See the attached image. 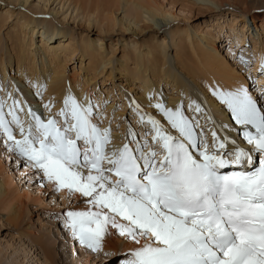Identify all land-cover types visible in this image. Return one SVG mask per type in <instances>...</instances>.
Segmentation results:
<instances>
[{
    "label": "snow or ice",
    "instance_id": "1",
    "mask_svg": "<svg viewBox=\"0 0 264 264\" xmlns=\"http://www.w3.org/2000/svg\"><path fill=\"white\" fill-rule=\"evenodd\" d=\"M214 95L243 126L251 148L236 147L216 130L209 142L198 118L158 102L153 107L169 127L140 115L151 141L146 131L143 143L109 151L110 129L93 122L90 100L80 103L71 94L57 113L59 124L29 110L25 128L15 101L10 121L0 104V133L41 186L46 180L55 192L88 198V210L67 211L64 224L92 252L102 250L111 227L139 245L125 264H264V109L243 86Z\"/></svg>",
    "mask_w": 264,
    "mask_h": 264
},
{
    "label": "bare ground",
    "instance_id": "2",
    "mask_svg": "<svg viewBox=\"0 0 264 264\" xmlns=\"http://www.w3.org/2000/svg\"><path fill=\"white\" fill-rule=\"evenodd\" d=\"M84 1L0 0V81L6 82L3 86H0V104L3 105L2 110L7 120L12 119L7 113L15 101V113L25 128L31 122L28 112L30 109L35 108L40 109L45 122L52 118L56 119L59 124L63 118L58 116L57 113L64 107L65 98L71 94L80 103L90 100L93 113L98 112L100 102L103 111H99L98 115L93 116V122L101 129L107 128L104 122V124L98 122L97 116L103 115L100 119L102 120L111 111L112 116L118 115L117 118H120L124 111H117L118 108L116 107L118 106L115 105L114 97L115 103L109 104L108 94L110 93L105 90L106 94L104 95L103 92L97 91V85L95 84L98 82L97 79L101 78L105 86V81L118 80L119 78L115 76L116 73H119L121 76L119 80L124 79L126 90L125 92L119 91L122 101L120 100L121 102L118 103L117 100V103L123 106L125 102L130 103L127 111L135 114L138 123L140 122V116L137 114L136 109L141 111V115H152L155 119L160 120L165 128H168L169 126L162 113L153 107L160 102L166 108L173 110L179 106L186 115L194 119L198 118L199 124L204 126L209 142H211V132L213 130L218 131L221 136L228 135L230 139L235 140L236 147H238L239 142L245 141L243 126L235 123L230 110L214 95V92L234 91L237 87L243 86L255 99L262 88L264 91V70H262V66H264L263 0L247 6L232 5L223 1L196 0L199 5L201 3L202 5L204 3L210 4L212 11L217 13V16L228 14V16L236 17L238 21L237 24L234 23L235 27L248 21L253 29L257 30L258 33L255 35L259 41L257 43L258 47L253 45L252 51H248L242 47L246 41L244 39H248L247 34L251 35L249 26H242L239 33L236 32L237 28L232 29L240 37L236 40L240 56L238 59H236L237 57L233 59L230 54L232 60L230 62L223 61L213 41L202 40L201 45L195 43L197 36L206 35L208 30L206 32L198 31L194 34L195 36H192L190 28L179 26L186 25V20L172 13L164 12L163 6L158 5L154 0H116L118 10L124 14L123 18L118 21L113 15L115 11L109 16L104 15V10L101 12L95 10L97 8L90 11V4ZM224 7L227 9L233 8L234 10L221 12ZM100 13H103V15L100 16ZM256 22L260 23L261 26L257 28L254 24ZM116 28L121 30L124 28L125 32L132 33L133 38L138 35L142 36L147 32V35L152 33L149 41H158L162 37L163 39L155 46L153 44L142 48L136 44L134 47L130 46V50L127 52L122 51L123 57L116 60L113 59L111 51L107 52L104 47L102 48L106 45L104 42H117V40L112 41ZM39 30H41L40 34L43 33L42 35L50 39L49 42L56 40V38H59V41L56 42V45L44 44L41 38L36 41L38 38L36 33ZM76 31H80V33H76ZM81 32L91 34L93 40L90 41V36L87 34L83 36ZM206 36L211 38L209 35ZM147 41L148 39L142 40L143 43H148ZM170 43L174 46L172 48H175L173 54ZM202 45H206V47ZM64 46L69 47L67 51H63L64 53L62 51L55 52V50L57 51ZM233 53L234 56L235 52ZM77 57L80 58L78 70L73 69L72 73L68 74L65 71L67 64L76 60ZM124 57L126 59H123ZM241 57L243 60H241ZM117 62L121 63L119 69H116L114 65ZM246 62L253 65L252 70L256 73L255 76H251L252 73L247 68L249 64ZM259 73L261 76H257ZM247 80L249 82L253 81L247 83ZM252 82L255 83V86L250 90L249 84ZM119 87H121L120 84ZM14 93H16V96H14ZM21 100H23V103H19L22 102ZM131 104L136 105V108L130 107ZM137 105H139V108H137ZM196 105L200 106V112L194 111ZM149 112L150 114H148ZM33 113L35 114V112ZM214 118L218 121L217 123ZM122 122V126L118 130H112V128L110 130L109 151L120 145L122 139L133 142L135 140L133 128L124 125V121ZM144 124L148 127V135H151V126L146 122ZM222 125H228V127L224 128ZM10 126L16 138H21L16 125L12 124ZM123 127H125V130ZM199 130L198 128L197 131ZM249 130L255 131L251 128ZM139 137H141V134ZM147 140L149 139L147 138ZM149 141H151V138ZM12 160L14 161L12 152H9L7 145H4V142L1 141L0 210L7 211L13 219L19 220L22 216L28 214L26 201L34 203L40 201V198H30V193L26 190L19 195L20 191L14 187L17 186L16 179L17 181L27 182L28 190L34 186V183H37V187L33 188L37 191L34 194H43V196L50 194L53 202L54 199L58 198L60 202L57 206L60 208H63L64 202L63 209L73 207L71 210L85 211L90 207L87 203L88 198L81 197L78 193L69 196L67 190L55 192L52 184L46 180L43 182L45 185L41 186L34 174L35 171L27 166L14 164L11 170L7 169L6 163ZM15 161L19 162L18 159H15ZM15 197L17 198L13 203ZM80 201L84 202V206L75 208V205ZM71 210H65L63 213ZM61 217L63 216L61 215ZM62 220H64V217ZM62 220L60 221L65 226ZM54 240L56 241V239ZM62 240H65L70 246L69 264H90L94 259L100 257H106L104 259L107 260L108 258L110 260L111 253L118 249L130 253L136 247H139L131 240L119 236L117 231L111 227H109V234L102 240V250L100 252H92L80 245L78 241L75 249L68 234L65 237L63 236ZM32 244L33 246H39V249H41L42 264H58L57 260L60 257L54 249V243L50 242L42 246L32 241ZM36 257L31 254L29 263L34 261L32 264H41ZM129 258L127 257V259Z\"/></svg>",
    "mask_w": 264,
    "mask_h": 264
},
{
    "label": "rangeland",
    "instance_id": "3",
    "mask_svg": "<svg viewBox=\"0 0 264 264\" xmlns=\"http://www.w3.org/2000/svg\"><path fill=\"white\" fill-rule=\"evenodd\" d=\"M154 1L158 5L163 6L164 12L172 13L176 16L181 17V19L186 20L187 21L186 25H179V26L181 28H190L189 30H190V33L192 36H195L194 34L197 33L198 31H200V32L205 31L206 32L208 30L206 32V35L211 36V38L206 36V35H204V36L200 35V36H197V39H196L197 41L195 40L196 42L195 41L194 42L196 44L201 45L202 40L203 41L206 40L209 42L213 41L214 44L216 45V48L218 49V52L222 56V57L221 56L220 57L225 62L232 61L230 59V54L233 57V59H235L236 57H237L236 59H238L240 56L239 55L240 51H238L237 45H236V40L240 39V37H239V35L234 33V31H232V29H234V28L235 29L237 28L236 32L239 33L242 26L248 25L250 28L249 33H251V35L249 36V34H247L248 39H246V38L244 39L246 41L243 43L242 48H246L245 50L252 51L254 46L258 47L257 43H259V41H258V39H256L257 37L255 35L258 32H257V30L253 29L252 25L249 24L248 21H247V23L242 22L241 24H238L239 26L237 25L235 27L234 23L236 22V24H237V21H238L236 19V17L228 16V14L225 16L224 15L217 16V13L212 11V9H211L212 6L210 7V4L204 3V5H202V3H201V5H199L198 4L199 2L196 0H194V1L193 0H154ZM210 1H212V2L223 1V2L230 3L232 5L247 6V5H251L255 2H260L262 0H210ZM84 2H88L90 4V6H89L90 11L93 10L94 8H97L95 10H98V12H101L102 10H104L105 11L104 15H108V16L115 11V14H113V15L115 16L117 21L121 20L124 16L122 11L118 10V7L116 5V0H85ZM205 5H207V6H205ZM233 10H234L233 8L227 9L226 7H224L221 10V12H223V11L230 12ZM99 15L101 16V15H103V13H100ZM254 24L257 28H258V26L259 27L261 26V24L257 23V22ZM262 28H264V27H262ZM200 29H202V30H200ZM94 32H95V30H94ZM40 33H41V30H39L38 33H36V34H38V36H37L38 38L36 39V41H39V39L41 38L42 42L44 44L47 43V44H52V45L53 44L56 45V42L59 41V38H56V40L49 42L50 39L49 38L47 39V37H45V35H42L43 33L42 34H40ZM76 33H80V31L79 32L76 31ZM81 33H82L81 35H83V36H85L87 34V32H81ZM198 34H200V33H198ZM87 35L90 36V39H89L90 41L93 40V37H91L92 36L91 34H87ZM160 35H161V33H160ZM150 36H152V33H149L147 35V32H145L144 35H142V36L138 35L136 38H133L132 33L125 32L124 28L122 30L116 28L114 31V35L112 36V41L117 40V42H113V43L104 42L106 45L102 46V48L104 47V49L107 52L111 51L110 53L113 54V56H112L113 59L120 60V57H123L122 51H126V52L129 51L131 47L135 46V44L138 46L140 45L141 48L142 47H148L152 44L155 46L157 43H159V41H161V39H163V37H162L158 41L153 42V41H149ZM254 36H255V38H253ZM144 39H146V40L148 39V41H147L148 43H143L142 40H144ZM241 39H243V38H241ZM252 39H254V40H252ZM202 46L206 47V45H202ZM233 46H234V48H233ZM126 47H129V48H126ZM172 47H174V46L171 44L170 49H172V54H173V51L175 52V50H174L175 48H172ZM68 48L69 47L64 46V47H61L60 49H58L57 51L55 50V52L67 51ZM235 50H237V51H235ZM232 51L235 52L234 56H233L234 53ZM170 55H171V51H170ZM123 59H126V57H124ZM79 62H80V58L77 57L76 60H73L72 62L67 64L65 71L68 72V74H71L73 69H75V71H77L78 67H79V65H78ZM246 63L249 64L247 66V68H248V70H250L249 72L252 73L251 76H255L256 73L252 70L253 65H250V63H248V62H246ZM119 64H121V63L117 62L114 64L116 66V69H119V66H120ZM257 76H261L260 73ZM115 77L121 79V76L119 73H116ZM119 79L118 80L112 79L111 81H105L106 83H104V84H106V85L104 86L102 83L103 80L101 78H98L97 79L98 82L95 85H97V88H96L97 91L103 92L104 95L106 94L105 90L108 91L107 93H110V94H108L109 95V100H108L109 104L115 103V101H116L115 105L117 104L116 106H118V107H116V108H118L117 111H122V112L124 111L123 112L124 115L121 114L122 116H120V118H117L118 115L112 116L111 111H109L107 113V116H105L102 120H100V119L102 118L103 115L97 116L98 122H100V123L104 122L105 126L107 128H109L110 130H111V128H112V130H118L120 128V126H122V123H123L122 121H124V125H129L130 127L133 128V132H134V136H135L134 142L139 141L140 143H142L144 141L143 139H145V132L146 131L148 132V127L144 123L143 124L140 122L138 123V119L135 117V114L131 113V111H127L128 105L130 103L125 102L124 106L121 104H118L122 101V98L120 97L121 95H119L120 92H123V91L125 92V90H126V88H125L126 83H124V79H122V80H119ZM251 81H253V80H251ZM250 82L248 81L247 83H250ZM4 83H6V82L0 81V86H3ZM119 84L121 85V87L118 88ZM254 86H255V83H253V82L251 84H249L250 90ZM167 92H169V91H167ZM14 96H16V93H14ZM113 97L115 98V101L113 100ZM255 99L257 101V107L260 109H264V91H263V88H262V91L257 93V96ZM117 100H118V103H117ZM21 101L22 102H19V103H23V100H21ZM98 106H99L98 112L93 113V116L98 115L99 111H103V109H101L100 102H99ZM130 107L136 108V105L131 104ZM136 110H137V114L140 116L141 111L139 109H136ZM31 111L35 112V115H37V116H40V117L42 116L39 108L32 109ZM148 114H150V112ZM28 117L31 119V117L29 115H28ZM41 118L44 120L43 116ZM214 121L216 123L218 122L215 118H214ZM107 124H108V126H107ZM123 129L125 130V127H123ZM140 134H141V137H139ZM148 134H149V132H148ZM146 138H148L150 140L151 135H147ZM241 146L251 148V145H247V144L245 145L244 141L239 142L238 147H241ZM14 164L15 163H13V160L6 163L7 169L11 170V168L13 167ZM15 183L17 186H14V187H16L20 191L19 195H21L22 192L26 190L28 193H30V198H32V199L40 198V201L37 203L26 201L25 203L28 205V214L26 216H22L21 219H19V220L13 219L7 211H1L0 210V264H32L34 261L32 263H29V256L31 254H34V256H37L36 259H39L38 261L40 263L43 262V258L41 256L42 252L40 251L41 249H39V246H33L32 241L37 242L38 244H40L42 246L46 245L50 242L54 243V249L57 252V255H59V257H60L57 260L58 264H69L68 262L70 261V256H71L70 246H69V243H67L65 240H62V238H63V236L65 237L68 234L69 237L71 238V241L73 242L72 245L74 246L75 249L77 248L78 242L72 236L71 231L70 230L68 231V228L65 227L60 220H62L64 217L63 212H65V210H71L73 207H71L69 209H63L64 203H65L64 202L63 206H62L63 208H60L57 206V204H59V202H60V200L58 198L54 199V202H53V201H51L52 198L50 197V194L49 195L45 194L44 196H43V194H38V195L34 194V192H37V191H35L36 189L33 190V188L37 187V183H34V186L31 187L29 190L27 188L28 187L27 182H25L23 180L17 181V179H16ZM24 187H26V188H24ZM16 198L17 197L14 198L13 203H15ZM68 201H70V200H68ZM82 202L83 201H80V203L76 204L75 208L81 207V206L83 207L84 202L83 203ZM79 209H81V208H79ZM71 211H74V210H71ZM60 213H62V214H60ZM61 215L63 217H61ZM62 221H64V220H62ZM63 228H64V230H63ZM65 233H67V234L65 235ZM55 236H56V238H55ZM53 238L56 239V241ZM127 257H130V253H127L125 250L123 251L121 249H118V250L111 253L110 260L108 258H107V260L104 259L106 257H100L98 259H94L93 262L90 264H125V259H127ZM70 264H73V263H70Z\"/></svg>",
    "mask_w": 264,
    "mask_h": 264
}]
</instances>
